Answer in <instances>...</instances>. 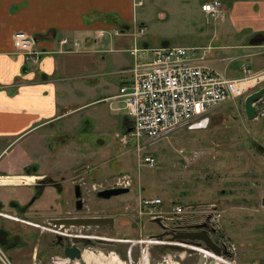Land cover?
Returning <instances> with one entry per match:
<instances>
[{
	"label": "rangeland",
	"instance_id": "1",
	"mask_svg": "<svg viewBox=\"0 0 264 264\" xmlns=\"http://www.w3.org/2000/svg\"><path fill=\"white\" fill-rule=\"evenodd\" d=\"M198 2L199 0H193L192 3L183 5L172 4L167 0H142L143 6H138L136 10L145 33L143 37L131 33L135 40L128 34L126 36L128 46L132 49L137 45L139 49L138 41L147 42L148 49L210 46L213 50L209 53L207 58L209 60L227 55L237 57L240 51L231 48L237 42L222 35L225 25L222 20L223 12L218 20L205 19L203 14L194 11ZM121 30L123 29L120 26L114 28L117 33ZM105 31L108 33L103 39L106 45L113 36L115 39V35L114 31L109 29ZM139 37H142V40ZM98 38L101 39L100 36ZM109 48L120 47L111 44ZM123 55L134 61L128 53ZM141 56V62L147 63L151 53L147 52ZM253 60L252 57L236 60L226 69L219 63L212 66L223 75L225 73L226 76H231L233 70L240 72L244 67H250L254 72ZM108 68L106 75L115 70V66L109 62ZM110 78L118 87L117 77H107ZM243 101L238 99L216 107L207 116L206 123L198 129L191 125H183L157 141L146 144L140 152V157L148 156L155 159L156 164L151 168L146 164H139V154L132 144L125 146L120 143L118 137L123 133L122 127L120 129L122 112L113 114L107 104L89 105V108L80 114L82 116L86 114L91 129L86 124L76 135L67 131L65 134L71 135H61V131L58 133L60 136L58 141L63 147L66 146L65 151L58 156V168L84 169L82 181L93 183L96 189L112 185L113 174L119 177L125 175L131 181L128 194L111 198L110 204L99 202L100 210H106L115 220L111 235L118 242L114 243V247L98 246L93 250L95 256L104 255L102 260L106 264L113 254L118 262L129 264L126 254L123 259H119L117 251L128 250L132 245L119 240H130L134 242L132 264H141L139 250L142 245L135 243L150 234L161 232L149 219L145 218L140 222L135 217V201L142 196L161 199L166 206L165 210L169 209L171 202L188 208L181 221L205 219L210 213L218 215L216 225L219 227V237L234 247L236 252L234 264H264V260H260L264 257V207L261 206V199L264 198V116L261 115L264 114V105H258L260 106L258 119L255 115L254 119L249 121L245 117ZM91 112L93 117L90 115ZM100 112H103V115H99ZM68 120L65 127L68 126L66 124ZM63 126V123L58 124L57 130ZM58 141H53L54 146H51V149L60 145ZM22 191L24 190L0 187V199H4L2 206L6 204L5 200L8 198H12L11 204L13 201L19 204L25 202L26 197H18ZM51 193L52 191H47L33 204L32 209L45 211L50 204ZM111 203H114V206H110ZM10 207L11 205L3 209V213L15 217L16 214ZM43 220L44 218L36 216L21 221L49 228ZM21 221L0 218V227L15 236L13 242L4 241L5 250L0 245V249L11 264H20L28 259L29 251L34 248L42 250L46 244L50 245L49 232L27 226ZM38 231L42 232L39 235H43L40 241ZM36 235L38 237H35ZM2 236L7 237L5 233H2ZM14 246L18 248L12 251L11 248ZM156 247L152 246L149 249L151 264H165L162 259L175 254L172 249L162 248L167 252V256L164 252L157 255ZM199 250L194 248L196 252ZM193 257L196 260L197 255ZM218 259L225 262L222 258ZM166 260L167 264L180 261L177 256ZM216 260L211 257L206 258L204 262L215 264ZM31 261L30 264H42L33 259ZM46 261L48 262V259ZM57 263L66 264L59 260Z\"/></svg>",
	"mask_w": 264,
	"mask_h": 264
},
{
	"label": "crops",
	"instance_id": "2",
	"mask_svg": "<svg viewBox=\"0 0 264 264\" xmlns=\"http://www.w3.org/2000/svg\"><path fill=\"white\" fill-rule=\"evenodd\" d=\"M167 1L183 5L193 2ZM208 1L199 0L194 10L205 19L210 17L200 7ZM219 1L225 24L222 35L235 40L237 43L231 48L240 52L237 57L222 55L224 57L210 60L208 54L207 64L212 68L216 63L223 64L226 69L233 61L252 57L254 72L264 70V0ZM137 7L134 0H0V177L35 178L33 183L0 187L22 189L18 197L25 198L46 176L57 179L55 173L62 170L58 168V156L66 147L58 141V133L76 135L86 124L90 128L86 114L80 115L89 105L107 104L113 114L122 112L120 129L127 132L130 119L117 95L119 88L130 82L131 73L121 71L131 69L136 61L142 63L141 55L153 49H148L147 42L138 41L142 51L136 58L130 53L133 48L128 46L126 36L131 33L135 36L137 27H143L137 17ZM117 26L123 30L115 34ZM107 29L114 31L115 39L113 36L105 45L106 34L99 39L97 31ZM18 31L35 39V49L40 53L36 63L15 52L13 35ZM64 39L66 43L60 45ZM75 42L81 46L75 47ZM111 44L120 48L111 49ZM126 53L134 58L133 62L124 57ZM150 60L151 57L147 61ZM108 62L115 70L106 75ZM240 75L241 71L233 70L231 76L226 77ZM109 76L117 77L118 87L112 78L107 79ZM90 115L93 117L92 112ZM61 123L64 126L57 130ZM54 140L60 145L51 149ZM34 165L37 171L26 174L25 170ZM115 176H112L113 187ZM10 200L12 198L6 199L3 207L4 199H0L1 213L9 207Z\"/></svg>",
	"mask_w": 264,
	"mask_h": 264
},
{
	"label": "built area",
	"instance_id": "3",
	"mask_svg": "<svg viewBox=\"0 0 264 264\" xmlns=\"http://www.w3.org/2000/svg\"><path fill=\"white\" fill-rule=\"evenodd\" d=\"M135 6H141L142 0H134ZM201 11L213 20H217L223 12L219 0H210L200 7ZM145 29L137 27L135 36H143ZM98 37L107 34L101 30ZM117 34V32H115ZM35 39L26 32H17L13 35V46L16 53L22 54L37 62L40 53L35 49ZM62 40L60 45H64ZM74 46L79 48L80 43ZM213 50L212 47L186 48V47H161L151 50V60L147 63H137L129 70L121 73H131L130 82L119 88L117 98L122 99L124 110L130 119L127 132L120 137V143L127 146L132 144L139 154V164H146L150 168L155 166V159L144 156L140 152L146 144L157 141L170 131L183 126L191 125L198 129L208 120L207 116L222 104L235 100H244L249 94L264 87V70L253 72L250 68H242L241 75L237 78H227L216 69L209 66L205 57ZM142 51L137 45L130 51L136 58V54ZM257 116H260L258 105H264V97L253 104ZM257 106V107H256ZM264 116V114H261ZM9 178V177H0ZM0 186H3L0 184ZM113 188H131L130 179L123 175L118 177ZM135 214L138 220L143 218H160L166 227L159 233L149 235L138 240L135 244L142 247L139 250L141 264H151L150 247L160 246L165 249L194 248L189 247L184 241H170L171 235L162 239L155 238L164 231L170 233L179 232L177 224H182V217L186 213V207L171 202L169 209L159 198L139 196L135 201ZM213 210V209H212ZM212 221L217 222L218 215L210 213ZM0 218L17 220L0 212ZM124 241V240H120ZM133 246L134 242L126 240ZM155 242V243H153ZM182 246V247H178ZM232 249L234 247L230 246ZM167 256V254H166ZM163 256V257H166ZM162 257V258H163ZM174 258L169 255L166 258ZM129 264H132L131 248L126 253ZM166 258L162 259L167 264ZM176 261L175 264H180ZM0 264H11L8 257L0 249Z\"/></svg>",
	"mask_w": 264,
	"mask_h": 264
},
{
	"label": "flooded vegetation",
	"instance_id": "4",
	"mask_svg": "<svg viewBox=\"0 0 264 264\" xmlns=\"http://www.w3.org/2000/svg\"><path fill=\"white\" fill-rule=\"evenodd\" d=\"M83 172L84 169H76L73 167L58 170L57 173H55L57 179L47 176L41 179V181L36 184L35 188H33V190L26 196L27 199L25 202L19 204L17 201H13V204H11L10 208L11 211L16 214L15 218H17V220L13 221L19 222L23 219H29L30 217H42L44 218L43 223L49 228L34 226L26 221H21V223L50 233V235H48L50 237V245L46 244L47 246L45 245L42 250L39 248L30 250L28 259L22 261L20 264H30L32 262L31 259L42 264H56L58 260L64 261L66 264H75V262L69 263V261L64 257V251L66 248L75 247L80 252L81 256H83L84 253H90L94 255L93 250H96L98 246L114 247V243L118 242L115 241L111 235L114 225L112 227H70L61 230L49 224V221L51 220L112 218L106 210H100L99 205V202L110 204L109 200L111 198H100L97 196V193L102 190L113 188L114 183L110 186L96 189L94 188L93 183L82 181L84 180L82 174ZM48 190L52 191L50 196V204L48 207L43 212L39 209L33 210V204L36 203V201L40 199L43 194L45 195ZM76 192L80 195L79 198L75 197ZM111 204L112 205L110 206H114V203ZM126 209L127 207L125 210ZM208 215L209 216H206L205 219H192L187 222L184 221L182 224H177L176 227L179 231L185 233H201V236L210 239L216 246L220 248L221 254L223 256L222 259H224L226 264H234V258L236 255L235 249L230 247L232 246L231 244H226L221 240L218 231L219 227L216 225V223H214L215 221H212V216L210 214ZM143 219L139 221L142 222ZM203 224H205V227L198 229L195 228V226ZM39 234H42V232L38 231V236L40 237L38 241H40L41 237L43 236ZM38 236L36 235L35 237ZM182 241L189 245V247L195 246L199 248H205V245L200 241ZM119 242L127 241L119 240ZM16 248L18 247L14 246L11 248V250L13 251ZM130 248L132 255V246H130L128 250ZM128 250L117 251L120 254V259L125 257V254ZM172 250L175 251L174 258L177 256L181 261L180 264H195L199 255L196 251H194V248H177ZM163 252L164 254L167 253L165 249H156L157 255L163 254ZM195 255H197L196 260L193 257ZM47 259L48 262L46 261ZM55 259H57V261H55Z\"/></svg>",
	"mask_w": 264,
	"mask_h": 264
},
{
	"label": "water",
	"instance_id": "5",
	"mask_svg": "<svg viewBox=\"0 0 264 264\" xmlns=\"http://www.w3.org/2000/svg\"><path fill=\"white\" fill-rule=\"evenodd\" d=\"M264 97V87L259 89L258 91L249 94L243 101V109L245 113V117L247 120L254 119L256 109L254 107V103H256L259 99ZM130 189L128 188H110L106 190L99 191L97 193V196L103 199H110L112 197H118L125 194H128ZM79 194L76 192L75 197L79 198ZM262 206L264 207V198H262L261 201ZM154 224H156L160 229L165 230V226L162 224L160 218H156L152 220ZM49 224L58 228V229H66L70 227H76V228H87V227H112L114 225V219H104V218H86V219H69V220H51L49 221ZM205 227V224L203 225H197L195 228H203ZM199 232H192V233H185V232H177V233H170L164 231L163 233H160L156 235L155 238L162 239L165 236L171 235L170 241L176 240V241H182V240H192V241H200L205 245V248H199L200 250L204 252L211 253L215 257L222 258V254L220 251V248L216 246L210 239L205 238L204 236L200 235ZM158 250H162V247L157 246ZM172 249H177L175 247H170ZM198 258L195 262V264H204V261L206 259L205 254L198 252ZM64 257L69 261V263L76 262L77 264H88L80 255V252L75 247L66 248L64 251ZM117 257L120 259V254H117ZM51 264V263H50Z\"/></svg>",
	"mask_w": 264,
	"mask_h": 264
},
{
	"label": "bare ground",
	"instance_id": "6",
	"mask_svg": "<svg viewBox=\"0 0 264 264\" xmlns=\"http://www.w3.org/2000/svg\"><path fill=\"white\" fill-rule=\"evenodd\" d=\"M2 179H4V180H2ZM2 179L0 178V184L1 185H13V184L17 185L18 183L19 184L20 183L21 184L22 183L27 184V183H30V182L33 183L32 181H34L35 178L34 177H14V178L13 177H9V178H2ZM153 243H155V242H153ZM199 252L205 254L206 258L214 257L215 259H217L215 264L225 263L222 260L218 259L219 257H215L211 253L204 252V251H201V250H199ZM103 256L104 255L95 256V255L90 254V253H84L82 258L88 264H105L103 262V260H102ZM108 260L109 261L106 264H126V263H123V262H118V259L113 254L111 255L110 259H108ZM56 264H61V263H56ZM75 264H77V263L75 262Z\"/></svg>",
	"mask_w": 264,
	"mask_h": 264
},
{
	"label": "trees",
	"instance_id": "7",
	"mask_svg": "<svg viewBox=\"0 0 264 264\" xmlns=\"http://www.w3.org/2000/svg\"><path fill=\"white\" fill-rule=\"evenodd\" d=\"M36 170H37V168L34 165V166H31V167L27 168L25 170V172H26V174H34L36 172ZM10 205H11V203H10ZM2 233H5V235L7 237L2 236ZM14 238H15V236L13 234H10L7 230H5L4 228L0 227V245L3 247L4 250L6 249L5 248L6 244L4 246V241L8 240V242L10 243V242H13L12 239H14Z\"/></svg>",
	"mask_w": 264,
	"mask_h": 264
}]
</instances>
